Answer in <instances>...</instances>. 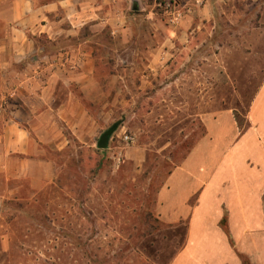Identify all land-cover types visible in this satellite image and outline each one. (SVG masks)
Instances as JSON below:
<instances>
[{
	"label": "crops",
	"instance_id": "crops-1",
	"mask_svg": "<svg viewBox=\"0 0 264 264\" xmlns=\"http://www.w3.org/2000/svg\"><path fill=\"white\" fill-rule=\"evenodd\" d=\"M160 1L0 0V217L23 192L35 198L57 186L65 157L80 160L129 118L133 95L160 93L170 47L188 42L197 15L230 0H193L177 26ZM203 121L205 135L157 193L156 218L186 223L185 254L207 247L202 254L241 264L236 240L264 239V81L244 131L232 110ZM146 157L139 146L124 153L137 172ZM8 238L0 234L2 253Z\"/></svg>",
	"mask_w": 264,
	"mask_h": 264
},
{
	"label": "rangeland",
	"instance_id": "rangeland-1",
	"mask_svg": "<svg viewBox=\"0 0 264 264\" xmlns=\"http://www.w3.org/2000/svg\"><path fill=\"white\" fill-rule=\"evenodd\" d=\"M193 21L188 42L168 50L160 93L133 95L135 110L116 121L107 149L94 143L80 160L65 157L57 186L35 198L23 192L3 208L0 234L9 238L0 264H227L202 254L207 247L185 254L186 223L160 222L155 204L171 170L205 135L208 114L232 110L245 130L264 81V0H230ZM133 146L146 151L141 172L124 160ZM236 241L241 264H264V239Z\"/></svg>",
	"mask_w": 264,
	"mask_h": 264
},
{
	"label": "built area",
	"instance_id": "built-area-1",
	"mask_svg": "<svg viewBox=\"0 0 264 264\" xmlns=\"http://www.w3.org/2000/svg\"><path fill=\"white\" fill-rule=\"evenodd\" d=\"M192 1L193 0H161L159 2L161 14L169 24L177 26L184 20L185 16L192 12L191 7L188 6ZM124 141L127 144H132L134 143V136L125 133Z\"/></svg>",
	"mask_w": 264,
	"mask_h": 264
},
{
	"label": "water",
	"instance_id": "water-1",
	"mask_svg": "<svg viewBox=\"0 0 264 264\" xmlns=\"http://www.w3.org/2000/svg\"><path fill=\"white\" fill-rule=\"evenodd\" d=\"M113 132H114V128L111 129V130H108L107 132H105V133L101 136V138H100V140H99V142H98V145H97V146H98V149H100V150H104V149L107 148L108 143H109V139H110V137L112 136Z\"/></svg>",
	"mask_w": 264,
	"mask_h": 264
},
{
	"label": "trees",
	"instance_id": "trees-1",
	"mask_svg": "<svg viewBox=\"0 0 264 264\" xmlns=\"http://www.w3.org/2000/svg\"><path fill=\"white\" fill-rule=\"evenodd\" d=\"M236 120H237V122H238V124H239V127H241V124H240V122H239V120H238V118H236ZM120 126H121V122H115L108 130H111V129H113L114 128V132L113 133H115L119 128H120ZM107 130V131H108ZM106 131V132H107ZM223 225H225L224 224V222H223Z\"/></svg>",
	"mask_w": 264,
	"mask_h": 264
}]
</instances>
